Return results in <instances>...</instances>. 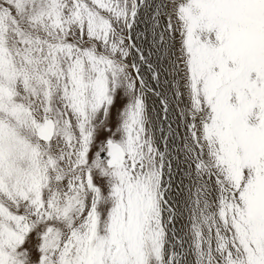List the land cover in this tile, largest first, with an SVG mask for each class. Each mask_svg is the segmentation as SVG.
Instances as JSON below:
<instances>
[{"label":"snow or ice","instance_id":"obj_1","mask_svg":"<svg viewBox=\"0 0 264 264\" xmlns=\"http://www.w3.org/2000/svg\"><path fill=\"white\" fill-rule=\"evenodd\" d=\"M0 264H264V0H0Z\"/></svg>","mask_w":264,"mask_h":264}]
</instances>
